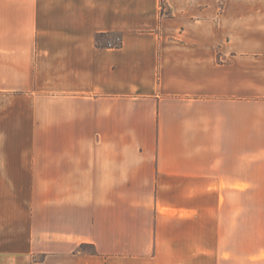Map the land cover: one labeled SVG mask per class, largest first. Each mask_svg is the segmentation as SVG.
<instances>
[{
  "label": "crops",
  "instance_id": "crops-1",
  "mask_svg": "<svg viewBox=\"0 0 264 264\" xmlns=\"http://www.w3.org/2000/svg\"><path fill=\"white\" fill-rule=\"evenodd\" d=\"M0 264H264V0H0Z\"/></svg>",
  "mask_w": 264,
  "mask_h": 264
},
{
  "label": "trees",
  "instance_id": "trees-1",
  "mask_svg": "<svg viewBox=\"0 0 264 264\" xmlns=\"http://www.w3.org/2000/svg\"><path fill=\"white\" fill-rule=\"evenodd\" d=\"M104 35H106V34L101 33V34H98V35L96 36V41H97V46H98V47L118 48V47H120V46L122 45V37H121V35H118V39H117V41H116L115 43H105V44H103V45H100V44L98 43V39H99L101 36H104ZM85 247H90V249H92V251H93V246L88 245V244H81V245L79 246V249H80V250H83Z\"/></svg>",
  "mask_w": 264,
  "mask_h": 264
},
{
  "label": "rangeland",
  "instance_id": "rangeland-1",
  "mask_svg": "<svg viewBox=\"0 0 264 264\" xmlns=\"http://www.w3.org/2000/svg\"><path fill=\"white\" fill-rule=\"evenodd\" d=\"M162 6L164 7V5L162 4ZM118 35L119 34H116V33H111V34H107V35H104V36H101L99 39H98V42L100 44H105V43H115L118 39ZM83 251H88V252H92V249H90V247H85L83 249Z\"/></svg>",
  "mask_w": 264,
  "mask_h": 264
}]
</instances>
